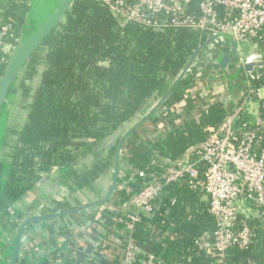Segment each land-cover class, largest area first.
I'll list each match as a JSON object with an SVG mask.
<instances>
[{
    "label": "trees",
    "instance_id": "trees-1",
    "mask_svg": "<svg viewBox=\"0 0 264 264\" xmlns=\"http://www.w3.org/2000/svg\"><path fill=\"white\" fill-rule=\"evenodd\" d=\"M57 2L0 0V21L11 22L21 35L31 18L41 21ZM207 36L199 30L121 25L100 0H75L9 90L0 119V173H7L0 182V221L7 220L10 212L18 214L19 205L52 168L79 164L74 173L76 188H90L112 171L122 128L157 103L168 78ZM260 45L264 47V40ZM4 69L0 64V77ZM257 86H264V78ZM184 90L178 85L148 120L172 122L179 116L172 106L181 100L183 110L192 111L194 99ZM20 97L22 115L13 108ZM224 106L222 100L210 103L166 131L148 150L131 152L133 168L147 169L152 152L176 160L189 145L203 142L208 135L205 128L223 119ZM165 191L159 210L150 219L164 237L150 243V251L163 264H216V258L195 246L204 232L216 229L207 197L178 182ZM112 194L124 196L118 189ZM171 198H175L173 203ZM242 219L239 215L237 228ZM148 221L134 225L135 242L145 243ZM247 224L254 232L251 242L244 248L230 246L223 264H264V220L253 218Z\"/></svg>",
    "mask_w": 264,
    "mask_h": 264
},
{
    "label": "built area",
    "instance_id": "built-area-1",
    "mask_svg": "<svg viewBox=\"0 0 264 264\" xmlns=\"http://www.w3.org/2000/svg\"><path fill=\"white\" fill-rule=\"evenodd\" d=\"M100 1L121 25L131 23L158 31L199 30L208 34L204 42L212 38L185 71L183 65L168 78L166 91L180 77L178 85H183V92L194 99V112L208 97H213L214 102L220 101L215 86L228 81L226 74H235L245 65H252L250 70H244L230 81V89L222 88L229 94L223 119L215 126L206 127V139L189 145L176 160L152 152L148 168L135 169L129 156L131 152L148 150L154 141L178 125L185 105L183 100L172 106V111L179 114L172 122L146 120L126 136L119 152L115 185L124 196H118L113 210L115 218L124 221L128 233L117 264H163L160 256L141 251L131 233L134 225L145 219L149 220L145 242L162 240L164 233L150 219L160 208L166 186L177 182L204 193L209 202L216 229L196 239L198 251L222 258L234 244L246 247L254 236L247 220H264V86H257L264 78V47L260 45L264 40V0ZM19 36L11 22L0 21V64L5 67ZM222 54L228 58L234 56L223 70L216 63ZM148 121H151V130L144 125ZM174 201L175 198L170 199L171 203ZM31 209L22 221L40 215L44 205H34ZM239 215L243 219L237 228ZM26 239L24 230L21 243Z\"/></svg>",
    "mask_w": 264,
    "mask_h": 264
},
{
    "label": "crops",
    "instance_id": "crops-1",
    "mask_svg": "<svg viewBox=\"0 0 264 264\" xmlns=\"http://www.w3.org/2000/svg\"><path fill=\"white\" fill-rule=\"evenodd\" d=\"M230 81L221 82L215 86L216 97L220 93L219 100L224 103L228 101L229 94L222 91V88L230 89L232 87ZM213 102V97H208L199 104L196 111ZM193 114V108L190 112L182 109V117L178 125ZM182 119L184 121L180 122ZM144 125L151 130V121ZM77 167L79 164L52 168L51 172L44 174V180L37 185V189L29 194L30 198L28 197L19 205L16 217H13V213L10 212L7 220L0 221V264L9 263L17 243L20 226L19 210L31 203L44 205V216L60 214L51 219L34 220L26 225L24 230L27 239L25 243L20 242L21 252L18 253L15 264H117L121 259L123 243L128 232L124 223L115 218L113 209L118 203L115 194H111V198L103 204L62 214L91 203L94 199L97 201L103 199L107 196L111 185L109 183L108 187L102 189L103 183H106L105 175L95 180L99 182V191L94 190L93 183L90 188H76L77 179L74 173ZM6 176L7 173H0L1 183ZM134 243L141 251L151 252L150 243L135 241ZM215 262L223 264V257L216 258Z\"/></svg>",
    "mask_w": 264,
    "mask_h": 264
},
{
    "label": "water",
    "instance_id": "water-1",
    "mask_svg": "<svg viewBox=\"0 0 264 264\" xmlns=\"http://www.w3.org/2000/svg\"><path fill=\"white\" fill-rule=\"evenodd\" d=\"M75 0H58L57 4L55 5L54 9L41 21H37L35 18H31L28 23L25 26V29L21 32V35L19 37V40L17 42V45L14 49V51L11 54L10 60L7 63L3 74L0 77V119L1 115L4 111V108L6 106L7 100H8V93L10 88L13 86V84L19 79L21 76L28 60L30 57L36 52V50L39 48V46L42 44V42L45 40L47 35L53 31L57 25L63 20L66 13L70 10L72 4ZM157 30V29H155ZM24 32V33H23ZM212 38L208 39L204 43L200 44L192 53V55L189 57V59L184 64L183 70L185 71L188 66L193 61L195 55L204 47L208 42H210ZM247 50V47H245ZM234 56L231 58H228L227 55L222 54L219 55L216 59L217 66L219 69L223 70L227 62H232ZM252 67L251 64L245 65L243 68L239 69L235 74L228 75L226 74L225 77L228 80H234L238 77L240 73H242L244 70H250ZM180 81V77L176 78L173 83L170 85L168 90L161 96L159 101L145 114L143 117H141L138 121H136L131 127H129L118 139L116 153H115V159L112 169V181L109 188V191L107 193V196L104 197L101 200L94 201L88 204H85L78 209H75L70 212H65L62 214H68L76 211H80L82 209L91 208L93 206H97L100 204H103L107 202L113 190L115 189V185L118 178V158H119V152L121 149V145L126 138V136L131 133L133 130H135L138 126H140L142 123H144L146 120L149 119L151 115H153L157 109L164 103V101L168 98V96L172 93V91L176 88L178 85V82ZM60 213H55L53 215L44 216V215H33L25 218L19 228L17 233V243L16 247L14 249L13 255L10 259L9 264H15L20 242H21V236L22 233L26 227V225L34 220H42V219H51L55 216H58Z\"/></svg>",
    "mask_w": 264,
    "mask_h": 264
},
{
    "label": "rangeland",
    "instance_id": "rangeland-1",
    "mask_svg": "<svg viewBox=\"0 0 264 264\" xmlns=\"http://www.w3.org/2000/svg\"><path fill=\"white\" fill-rule=\"evenodd\" d=\"M24 33V32H23ZM7 50H8V47L6 46L5 47ZM168 87V84H167V86L165 87V88H167ZM166 90V89H165ZM165 92H161L160 94H159V96H158V99H157V101H159V99L161 98V96L164 94ZM18 101H19V104H17L15 107H13V108H15V110L17 111L16 113H20V115H22V113H24V112H22V110H23V105H24V103H23V99L20 97L19 99H17ZM19 120V119H18ZM137 120H139V119H136V120H134L133 122H131V123H128V128L129 127H131ZM127 126L126 127H123L122 128V131L119 133V135H118V139L120 138V136L127 130ZM135 134V133H134ZM112 171L110 170L107 174H106V176H105V182L106 183H103V186H102V189H104L105 187H108L109 186V183L111 184V181H112ZM99 183V182H98ZM97 182H93V184H94V190L95 191H99V187H100V185L98 184ZM94 201H97V199L95 200H93V202ZM32 206H34V203H31V205L30 206H26V207H24V208H20V210H19V214H20V217H19V221L18 222H20V224H21V222H22V218H23V216H24V214L25 213H28L29 211H31V210H33V209H31L32 208ZM29 208V210H27ZM42 213H43V215H45V211H41ZM253 212H255L254 210H253ZM252 212V213H253ZM12 213V212H11ZM42 213L40 214V215H42ZM254 214V213H253ZM16 215L17 214H13L12 216L13 217H16ZM17 224V223H16ZM18 225V224H17ZM19 226V225H18ZM10 262V261H9ZM9 264V263H8Z\"/></svg>",
    "mask_w": 264,
    "mask_h": 264
}]
</instances>
